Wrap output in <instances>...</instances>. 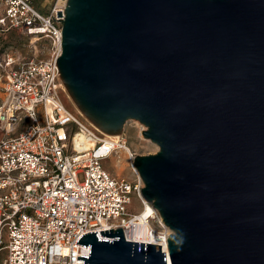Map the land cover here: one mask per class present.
Listing matches in <instances>:
<instances>
[{"label":"water","instance_id":"water-1","mask_svg":"<svg viewBox=\"0 0 264 264\" xmlns=\"http://www.w3.org/2000/svg\"><path fill=\"white\" fill-rule=\"evenodd\" d=\"M56 13L64 90L104 135L145 127L158 151L132 165L170 231L167 253L87 233L77 260L264 264V0H66Z\"/></svg>","mask_w":264,"mask_h":264},{"label":"built area","instance_id":"built-area-1","mask_svg":"<svg viewBox=\"0 0 264 264\" xmlns=\"http://www.w3.org/2000/svg\"><path fill=\"white\" fill-rule=\"evenodd\" d=\"M47 1L44 13L34 0H0V32H18L35 50L24 55L0 48L2 264H83L77 257H88L89 246L77 245L79 237L96 232L111 241L99 232L117 229L128 242L160 246L167 253L170 231L142 199V181L115 177L103 166L112 163L118 143L91 146L99 131L60 101L65 90L56 67L62 39L56 20L62 17L56 12L63 14L66 0ZM40 40L50 49L45 59L36 55ZM132 197L141 209L148 205L153 211L145 219L157 224L153 242L132 238L140 216L129 212Z\"/></svg>","mask_w":264,"mask_h":264},{"label":"rangeland","instance_id":"rangeland-1","mask_svg":"<svg viewBox=\"0 0 264 264\" xmlns=\"http://www.w3.org/2000/svg\"><path fill=\"white\" fill-rule=\"evenodd\" d=\"M43 4H49V1L47 0H34V5L38 8V10L43 11L44 13H47L49 10V6L43 7ZM36 55L38 59H45L49 53L50 49L45 41H38L36 44ZM0 48H5L9 51L18 52L21 51L24 55H32L35 50L30 45V40L24 36H19L18 32H7V33H1L0 32ZM60 101L62 105L79 121H81V115L78 112L77 108L71 101L68 94L65 92L60 93ZM140 123L137 121H127L124 125L123 133L119 137L120 141L126 144L130 151V155L132 156V160L135 156H148L153 155L158 151V147L150 142L147 139H144L142 136V132L146 130L144 128L143 131H141V128H143ZM97 137H100L97 132H95ZM104 168L112 173L113 176L119 177L122 179H125L129 182L136 183L140 180V177L138 173L136 172L135 168H133L132 165H128L124 169V171L118 175L115 168L112 166L111 160H106L103 163ZM132 205L131 208H129V212L138 213L140 212L141 208L139 206V203L135 197L131 198ZM152 228L155 230L157 229V224L153 223ZM3 260V251H0V264H2Z\"/></svg>","mask_w":264,"mask_h":264},{"label":"bare ground","instance_id":"bare-ground-1","mask_svg":"<svg viewBox=\"0 0 264 264\" xmlns=\"http://www.w3.org/2000/svg\"><path fill=\"white\" fill-rule=\"evenodd\" d=\"M34 42V41H32ZM145 127L141 128V131L144 130ZM100 137L95 136L92 139L91 146L99 141H111L114 143H118V147L116 148L115 154L112 158L113 167L115 168L118 175H120L128 165H132V157L130 155V151L125 143H119L120 138L117 136H108L104 135L101 132H98ZM88 148V147H87ZM133 166V165H132ZM134 168V167H133ZM145 207V208H144ZM144 207L140 210V216L138 218V226H135L136 229L132 231L133 240H137L139 238L150 240L151 242L155 241L157 238V231L152 228L150 222L146 223L145 219L149 217L153 211L148 205H144Z\"/></svg>","mask_w":264,"mask_h":264}]
</instances>
